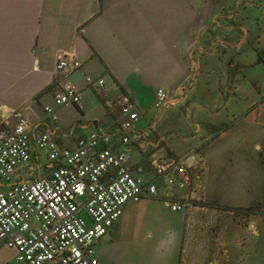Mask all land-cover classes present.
Segmentation results:
<instances>
[{"label":"crops","instance_id":"1","mask_svg":"<svg viewBox=\"0 0 264 264\" xmlns=\"http://www.w3.org/2000/svg\"><path fill=\"white\" fill-rule=\"evenodd\" d=\"M64 55L105 74L108 95L86 88L81 71H57ZM65 81L85 87L78 104H55ZM159 88L169 99L157 109ZM126 98L147 131L128 151L134 173L151 177L158 157L193 151L206 168L188 189L162 177L156 196L127 202L96 244L100 262L264 264V0H0V124L26 107L32 135L49 129L73 148L103 123L118 146ZM15 252L0 244V264H17Z\"/></svg>","mask_w":264,"mask_h":264},{"label":"built area","instance_id":"2","mask_svg":"<svg viewBox=\"0 0 264 264\" xmlns=\"http://www.w3.org/2000/svg\"><path fill=\"white\" fill-rule=\"evenodd\" d=\"M81 67L79 59L66 55L56 63L64 77ZM81 74L86 88L108 95L105 74ZM84 89L72 81L58 82L54 102L78 104ZM168 99L163 88L157 89L154 107ZM26 110H14L13 125L0 124V244L15 249L17 264H102L96 244L120 220L127 202L156 196L162 177L169 186L188 189L206 168L203 156L193 151L158 157L151 177L134 173L127 164L128 151L147 131H136L141 108L129 98L120 108L118 146L111 144L112 131L103 123L79 137L73 148L58 143L49 129L32 135ZM44 111L57 120L54 106L46 105ZM191 157L196 162H189ZM164 201L173 210L185 206V200L170 194ZM82 209L89 224L79 213Z\"/></svg>","mask_w":264,"mask_h":264},{"label":"rangeland","instance_id":"3","mask_svg":"<svg viewBox=\"0 0 264 264\" xmlns=\"http://www.w3.org/2000/svg\"><path fill=\"white\" fill-rule=\"evenodd\" d=\"M255 208H256L257 210H260V209H261V206H256ZM255 208H254V209H255ZM79 213H80V215L86 220V222L89 224V223H90V218H89L88 214L86 213V211H85L84 209H82V210H80ZM226 258H227V261H228V262L233 263L234 255H233L232 252L227 253ZM258 258H259V260H261V259H263L264 257H263V256H260V254H259Z\"/></svg>","mask_w":264,"mask_h":264},{"label":"trees","instance_id":"4","mask_svg":"<svg viewBox=\"0 0 264 264\" xmlns=\"http://www.w3.org/2000/svg\"><path fill=\"white\" fill-rule=\"evenodd\" d=\"M248 210H257L256 208L254 209V207L248 208Z\"/></svg>","mask_w":264,"mask_h":264}]
</instances>
